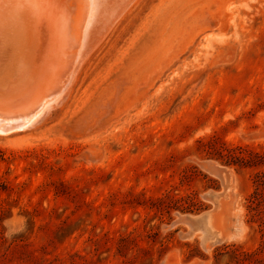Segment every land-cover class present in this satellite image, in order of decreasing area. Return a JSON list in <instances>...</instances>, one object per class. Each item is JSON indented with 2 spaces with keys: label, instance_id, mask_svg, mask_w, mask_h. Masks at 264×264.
Here are the masks:
<instances>
[{
  "label": "rangeland",
  "instance_id": "obj_1",
  "mask_svg": "<svg viewBox=\"0 0 264 264\" xmlns=\"http://www.w3.org/2000/svg\"><path fill=\"white\" fill-rule=\"evenodd\" d=\"M84 61L0 132V264H264V0H136Z\"/></svg>",
  "mask_w": 264,
  "mask_h": 264
},
{
  "label": "bare ground",
  "instance_id": "obj_2",
  "mask_svg": "<svg viewBox=\"0 0 264 264\" xmlns=\"http://www.w3.org/2000/svg\"><path fill=\"white\" fill-rule=\"evenodd\" d=\"M47 1L46 9L40 2L0 0V132L45 119L136 0ZM56 7L60 13L51 16ZM210 216L194 217L196 225L206 228ZM209 237L210 244L219 240L214 232Z\"/></svg>",
  "mask_w": 264,
  "mask_h": 264
},
{
  "label": "water",
  "instance_id": "obj_3",
  "mask_svg": "<svg viewBox=\"0 0 264 264\" xmlns=\"http://www.w3.org/2000/svg\"><path fill=\"white\" fill-rule=\"evenodd\" d=\"M216 172V174L222 179L223 184L225 186V190L222 192L219 191H209L207 193V198L210 199L215 205L216 207L219 204V199L225 194L226 190L229 189L230 186V180H231V173L225 168V167H218L215 166L213 168ZM213 209L212 210H208L206 212H203L201 214H197V215H188L187 217L184 218V220L188 223L191 224L192 230L188 233L190 235H193L195 232L199 231L197 228V223L194 220V217H199L203 218L205 216L212 215Z\"/></svg>",
  "mask_w": 264,
  "mask_h": 264
},
{
  "label": "trees",
  "instance_id": "obj_4",
  "mask_svg": "<svg viewBox=\"0 0 264 264\" xmlns=\"http://www.w3.org/2000/svg\"><path fill=\"white\" fill-rule=\"evenodd\" d=\"M221 153V152H220ZM223 154V153H221ZM221 156H225L221 155ZM230 157L237 159L238 157L235 154H231L229 155ZM231 163L236 164V161H232ZM250 163L253 164V166H264V154L260 155L259 158L257 159H251ZM251 164V165H252ZM257 178L258 180H256V184H257V188L256 191L254 192V194L252 195V199L254 200V203H256L255 205L257 210H259V213L261 215V218L263 217L264 214V195L262 192V187H264V171H260L257 173Z\"/></svg>",
  "mask_w": 264,
  "mask_h": 264
}]
</instances>
